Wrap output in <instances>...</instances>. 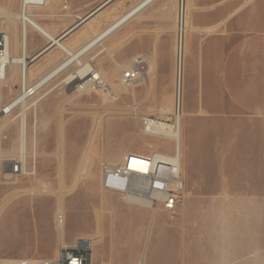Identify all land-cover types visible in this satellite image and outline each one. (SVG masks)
Returning <instances> with one entry per match:
<instances>
[{"label":"rangeland","instance_id":"1","mask_svg":"<svg viewBox=\"0 0 264 264\" xmlns=\"http://www.w3.org/2000/svg\"><path fill=\"white\" fill-rule=\"evenodd\" d=\"M103 1L105 0H48L47 6L31 7L29 13L40 24L49 26L48 29L56 35L70 28L77 20L76 16L89 14ZM138 1H110L102 8L103 15L97 16L91 27L81 33L79 29L81 26H79L67 34L63 40L78 46L91 36L94 29H102L114 17L124 13ZM155 1L103 42L102 47L109 49L112 57L108 51L104 50L91 61L92 65L101 71L106 81L111 84L112 93L105 94L108 98L106 101H103L105 97L103 94L96 93L80 94L75 97L73 85H58L54 82L52 84L56 88L38 102L36 150L42 154L33 155L35 157L33 159L27 156L26 169L27 171L36 169L37 178L51 184L52 194L35 199L34 202L29 198L21 199L15 210L12 209L15 203L9 204V199L36 183L29 178L32 175L11 172L12 164L19 159L14 151L19 119L9 122L10 117H2L0 114V128L3 126L0 130V264H13L10 260L23 257H39L37 254L40 251L52 255L58 247L54 214L57 211V193L60 187V167L56 152L60 143L62 119L64 120L62 165L64 189L71 187L88 147L94 123L99 122L93 139L94 149L91 151L93 162L89 175L79 181L73 193L64 196L63 236L66 246L73 247L74 238L78 235L95 236L98 239L95 248L97 264H113L111 259L105 257L106 240L125 236L134 241L141 240L143 245L141 253L147 254L145 264H264V195H255L248 200L244 197V200L241 199L239 203L235 194H196L186 199L185 184L180 202L173 212H153L146 206L143 207L148 209L127 204L121 195L103 191L100 187L102 164H116L123 152L135 151L147 154L151 149L167 153L173 151L170 141L145 135L139 121L140 115L166 118L173 114L177 0H161L160 4H163V7L159 8L163 19L172 20L166 42V47H171L173 63L167 94H161L162 86L167 87V82L161 83L158 89L160 92L157 93L153 91L152 81L149 87L150 79L152 80L151 77L155 72V63L145 54L151 46V35L147 34L146 25L152 19ZM194 2L192 5L191 0H186L184 42L189 38L193 39L190 37L191 20L197 26L216 27L204 30L206 34L216 36L225 34L226 27H234L236 24V14L230 15L229 12L234 11L237 4L243 6L242 10H246L254 2L260 11V24L264 25V0H194ZM19 5L20 0H0V13L1 10L9 13L17 12ZM8 24L6 20L3 24L0 22V30H7L5 26ZM12 28L14 31L9 29L12 35L10 38H13L14 32L19 38L20 21L15 20V27ZM228 31L232 29L229 28ZM29 40L30 49L32 46L36 47L46 42L33 31L29 32ZM102 47L97 45L85 56V59L92 57L93 53ZM64 56V54L58 58L53 56L49 59L48 65L52 66ZM136 56L149 59L151 68L144 84L141 83L133 88L134 94L131 95L124 93V88L119 86L118 77H121V72L118 71L115 63L126 64ZM34 71L32 69L33 73ZM261 73L263 75L260 87L264 91L263 65H261ZM34 77L33 74L31 78L35 79ZM8 79L7 86L0 87V109L16 94L17 71L12 67L9 68ZM230 83L235 85L234 81ZM230 83L227 81L220 83L225 94L218 99L219 106H222L218 113L190 112L196 110V106L199 105L198 99H190L188 104L185 103L186 117L181 119V127L185 128L191 122L198 121L234 123V97H229L226 93ZM155 94L157 96H154ZM162 107L167 110L165 111ZM27 116L30 135V124L34 121V115L28 112ZM150 144L153 147H150ZM103 197L105 203L102 202ZM240 198H242L241 195ZM110 219L114 220L115 226L104 232L103 245L100 236L96 235ZM161 239L165 243L160 250H157L158 241ZM89 252L91 253V250ZM138 258H136V264Z\"/></svg>","mask_w":264,"mask_h":264},{"label":"crops","instance_id":"2","mask_svg":"<svg viewBox=\"0 0 264 264\" xmlns=\"http://www.w3.org/2000/svg\"><path fill=\"white\" fill-rule=\"evenodd\" d=\"M160 3L161 0L155 1L152 19L146 25L147 34L151 35V46L145 54L155 63V72L152 80L150 79L149 87L152 81L153 91L157 93L160 92L158 89L161 83L167 82V87L162 86L161 90V94H167L173 63L171 47L167 48L166 42L172 20L163 19L159 9L163 4ZM191 3L194 5V0H191ZM242 7L237 4V8L229 12L230 15L236 14L235 26L229 27L232 31H228L229 28L226 27L225 34L219 36L204 33V30L214 29L215 26H197L191 20L190 37L193 39L185 41L184 48L182 120L186 117L185 103L188 104L190 99L199 100L196 110L190 112L218 113L222 107L219 106L218 99L225 94L220 83L234 81L235 85L230 83L226 93L229 97H234L235 121L234 123L198 121L191 122L185 128L182 126L181 177L186 184V199L196 194H235L239 203L244 197L248 200L255 195H264V91L260 87L263 75L261 65L264 67V25L260 24V11L254 2L246 10H242ZM43 45L32 46L31 50L28 40L29 54L35 53ZM48 64L49 60L44 61L34 69L35 79L51 67ZM120 159L121 157L119 161ZM25 198L34 202L41 197H23L18 201H10L9 204L15 203L12 208L15 210L21 199ZM102 202L105 203L104 197ZM114 226V220L110 219L101 231L97 232L96 236H100L103 245L104 232ZM157 231L159 232L158 226ZM61 235L64 242L63 232ZM77 238L90 240V263L97 264L95 248L98 239L95 236L78 235L74 240ZM159 241L157 250L165 243L162 239ZM106 244L105 257L111 259L113 264H136L138 257L137 264L140 262L145 264L144 261L147 260V254L141 253L143 249L141 240L134 241L125 236H116L112 240L107 239ZM56 252L57 249L49 255L40 251L37 255L55 257Z\"/></svg>","mask_w":264,"mask_h":264},{"label":"bare ground","instance_id":"3","mask_svg":"<svg viewBox=\"0 0 264 264\" xmlns=\"http://www.w3.org/2000/svg\"><path fill=\"white\" fill-rule=\"evenodd\" d=\"M155 0H139L137 3L132 5L128 10H126L124 13L116 16L113 18V20L108 23L105 27H103L100 30H93L91 36L86 38L81 44L78 46H75L71 44L68 41L63 40L64 37L72 32V30L76 29L77 27L81 26L80 32H84L86 28H89L92 26V23L96 20V17L102 14V8L108 3H105L103 5H98L94 10H92L89 14H86L84 16H76L77 20L74 22V24L68 28L67 30L61 31L60 33L53 35V32L48 29L47 26L40 24L38 21H36L33 18V15L29 13V8H37V7H43L48 5V0H20L19 9L17 12L9 13L4 10H1L0 13V22L3 24L5 20L9 23L5 28L7 30H0V32H4L6 35L5 39V49H6V60H7V67L5 68L4 75L0 77V87L7 86L8 83V76H9V68H14L15 71H17V84L22 74V66H25V74L29 78V80H33L31 78L33 76L32 69H36L38 65L43 63L44 61H48L49 59H52L53 56L61 57V55H65L61 59H59L55 64H53L46 72H44L42 75L37 77L34 80H37L40 83L41 86V97L38 100V102L45 96L48 95V93L52 92L56 86H53L52 83L56 82V84H64V85H73V92L76 93V96H79L80 94H88V93H96L98 95L105 94L108 92H111V84L106 81L105 76L101 73V71L97 70L91 63L92 59H94L96 56H98L102 51H108L110 53L109 49H107L105 46L102 47L103 42L109 38L115 32L117 29H119L123 24L127 23L130 19H132L134 16L139 14L144 8H146L149 4H151ZM180 0H177V5ZM183 1V6L185 10L184 15V26H183V34L181 37V46L179 48V42L175 44L176 49V73H175V95H174V103H173V122H165L163 120H158L161 123L155 124L154 131L152 134H147L144 132L142 127V132L145 135L149 136H156L159 139H165L172 143L173 145V151L172 153L177 150L180 157L182 156L181 152V117L183 115V106H182V69H183V52L185 48V42H184V32L186 29V0ZM33 11V10H32ZM177 11V6H176ZM48 14V13H47ZM103 15V14H102ZM50 17V16H49ZM15 20L20 21V35L19 38L17 37L16 32H14V36L11 39L9 29H12V27H15ZM54 25V23H53ZM176 29V26H175ZM14 31V30H13ZM35 31L38 33L44 40L46 41L44 45L35 53L29 54L28 52V40H29V32ZM12 32V31H11ZM75 35V34H74ZM12 36V35H11ZM71 38V37H70ZM30 41V40H29ZM97 45H100L102 48L95 51L93 53L94 55L92 57H89L88 59H85V56L88 55ZM13 46V47H12ZM99 47V46H98ZM56 49L55 51H53ZM58 50V51H57ZM12 51V52H11ZM94 52V51H93ZM47 53V54H46ZM46 54V55H45ZM43 57L41 60H37L40 57ZM110 56L112 57V54L110 53ZM138 56L134 57L136 59ZM147 59V58H146ZM37 60V61H36ZM36 61V62H35ZM43 61V62H42ZM131 61V62H132ZM147 69L145 75L139 79L137 82L130 84V85H124L121 82V79L118 77V84L120 87L124 88V93H130L131 95L134 94L135 87H138L141 83L144 84V80L149 77V69L151 68V62L149 59H147ZM131 62L126 64H119L115 63V65L118 68V71L123 73L126 68H128L131 65ZM92 73H95L94 76H92ZM12 74V72H11ZM179 74V76H178ZM15 75V74H13ZM90 76V80H88V77ZM14 77V76H12ZM87 78V79H85ZM101 80V84L96 88L92 87V83L90 81L92 80ZM12 80V79H11ZM14 80V79H13ZM86 83H84L85 81ZM16 81V80H15ZM84 83L83 85H81ZM16 84V85H17ZM55 84V85H56ZM130 88V89H129ZM132 89V90H131ZM177 93L179 94V111L175 112L176 110V97ZM16 94H20V86H16ZM15 96V95H14ZM107 96V95H106ZM103 98V101H106L108 99L107 97ZM13 97L0 109V114L2 117L8 116L9 122H13L15 119L18 120V134L16 138L14 139V151L16 156L19 158L18 160L22 161V169L21 173H24L26 175H32V178L35 181V185H31L27 190L19 192L15 194L13 197L9 199L10 201H18L20 198L23 197H30L34 198L37 196H51L52 194V186L50 183H47L44 180H41L37 178L36 176V169H33L32 171H27L26 169V162H27V156H31L32 159L35 158L33 155L36 156V154L41 155L37 152L36 146H37V139H36V128H37V119H36V107L38 102L35 103V107L30 109H27L24 105L20 106L16 110H13L9 114H4L3 109L7 106H10L11 100ZM165 109L164 107H162ZM27 109V110H26ZM167 109H165L166 111ZM28 112H31L34 115V121L30 124V130L31 134H28ZM60 113V112H59ZM160 113V112H159ZM162 113V112H161ZM162 114H169V113H162ZM172 114V113H171ZM160 119H169V117H158ZM6 120V119H4ZM63 119L60 123V143L58 146V151L56 152V155L58 156L59 161V185L58 188V198H57V211L54 214L55 224H56V230L58 234V248L60 246H66V244L62 241L61 234L64 229V223H65V216H64V196L66 194L73 193L79 181L82 178H85L87 175H89L90 169L92 167L93 158L91 156V151L93 148V139L96 136V132L99 126V122L95 121L93 126V131L90 137V141L87 144L88 147L85 150L83 159L81 160V163L79 165L78 171L76 173V176L74 178V181L69 189H64L63 187V177H62V165H63ZM163 123H168L163 124ZM41 124V123H40ZM46 124V123H45ZM44 125V123L42 124ZM3 127V126H2ZM1 127V128H2ZM0 128V130H1ZM99 134V133H98ZM173 141L175 143H173ZM30 143V145H29ZM150 147H153L152 144L149 145ZM43 152V151H42ZM152 152H162L159 150H149V153ZM129 152H124L121 155V159L118 163L115 165L121 163L125 157V155ZM168 155L171 153L164 152ZM46 154V153H45ZM124 154V155H123ZM148 154V153H147ZM115 159V158H114ZM117 162V161H116ZM135 163L136 164H143V156L141 154H135ZM108 164H102V166H105ZM112 165V166H115ZM111 166V165H108ZM153 176L154 177H164L166 176L167 171V158H160L159 160H153ZM31 168V167H30ZM35 168V167H34ZM180 172H181V159H180ZM101 176H102V170H101ZM100 187L101 186V178H100ZM103 189V188H102ZM104 190V189H103ZM106 191V190H104ZM183 192V191H182ZM124 201L127 204L130 205H142L150 208V205H145V201L142 200L139 197H134L132 195L124 197ZM151 211H165L162 209H151ZM59 213H61L59 216H57ZM57 218V219H56ZM91 229V228H90ZM94 229V228H92ZM83 239V241H86L83 243V246L91 249V242L89 239L84 238H78ZM76 242V239L74 240V244ZM182 252V251H181ZM57 254V252H56ZM16 260H10L13 261V264H16ZM145 263V261H144ZM142 264V262H140Z\"/></svg>","mask_w":264,"mask_h":264},{"label":"built area","instance_id":"4","mask_svg":"<svg viewBox=\"0 0 264 264\" xmlns=\"http://www.w3.org/2000/svg\"><path fill=\"white\" fill-rule=\"evenodd\" d=\"M185 10L183 1L180 0L176 11V43L181 46V37L183 34ZM6 35L0 32V77L4 75L7 67ZM148 61L144 56H138L131 62V65L121 73V82L124 85H130L141 79L147 69ZM22 74L16 86H20V94H15L11 100L10 106L3 109L4 114H9L20 106L27 109L34 108L35 103L41 97V86L37 80H29L25 74V66H22ZM95 73H92L94 76ZM179 76V74H178ZM87 79V78H85ZM90 80V76L88 77ZM87 80V81H88ZM85 81V80H84ZM85 81L84 83H86ZM92 87H98L100 79L90 81ZM82 83L81 85H83ZM26 109V110H27ZM179 111V94L176 97V110ZM174 115L170 119H160L151 115H140L139 121L143 130L147 134H152L155 124H160L158 120L173 122ZM168 124V123H163ZM173 143H175L173 141ZM135 154L138 152H129L125 155L123 161L115 166L105 165L102 168L101 186L104 190L119 194L123 197L134 196L145 201V205H150L151 209H162L173 212L181 199L182 191L185 188V182L180 172V155L175 150L170 155L164 152H152L142 154L143 164L135 163ZM167 158V171L164 177L153 176V160ZM22 169V161L17 160L11 166V172L18 174ZM137 205V204H134ZM143 207L142 205H139ZM59 213L57 216H59ZM57 219V218H56ZM83 239H76L73 247L60 246L55 257H23L16 260V264H91L90 248L83 246ZM108 264V263H107Z\"/></svg>","mask_w":264,"mask_h":264},{"label":"water","instance_id":"5","mask_svg":"<svg viewBox=\"0 0 264 264\" xmlns=\"http://www.w3.org/2000/svg\"><path fill=\"white\" fill-rule=\"evenodd\" d=\"M110 1H112V0H105V1L102 2L101 5H103V4L107 3V2L109 3ZM108 3H107V4H108ZM99 5H100V4H99ZM101 5H100V6H101ZM169 119H170V117H169Z\"/></svg>","mask_w":264,"mask_h":264}]
</instances>
